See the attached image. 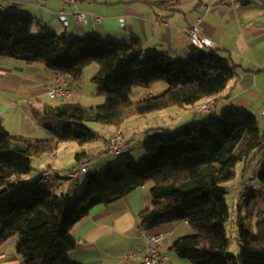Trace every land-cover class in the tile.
<instances>
[{"label":"trees","instance_id":"trees-1","mask_svg":"<svg viewBox=\"0 0 264 264\" xmlns=\"http://www.w3.org/2000/svg\"><path fill=\"white\" fill-rule=\"evenodd\" d=\"M144 1L169 12L182 2ZM34 23L31 15L0 9V55L27 64L43 63L53 81L63 73L71 88L85 67L97 62L99 71L93 82L105 102L89 107L68 98L48 104L43 111L34 108L38 123L52 133L51 138L13 135L0 118V246L17 237V253L25 264H81L69 257L77 243L74 226L94 206L109 205L151 182L152 206L140 213V229L151 231L185 220L194 233L173 244L180 257L193 264H264V212L256 224L257 234L244 221L253 215V199L264 198V168L260 173L254 170L261 185L248 201L245 214L239 204L234 218L227 199L254 163L264 162V131L258 117L247 110L227 108L219 117L213 112H196L198 119L173 129L172 134L157 131L145 143L140 162L128 159L103 170L87 169L84 187L75 198L69 191L41 184L44 170L34 180L23 177L40 171L34 159L56 152L62 142L80 145L72 168L95 157V151L83 146L102 135L86 121L118 131L134 117L171 107L195 108L215 98L238 74L233 58L215 46L193 43L195 48L186 58L144 55L139 39L126 43L93 34L75 38L54 34L47 26L34 33ZM138 78L147 87L160 82L169 87L134 101L131 93ZM239 166L243 178L237 184ZM227 222L238 225V254L229 251Z\"/></svg>","mask_w":264,"mask_h":264},{"label":"crops","instance_id":"crops-1","mask_svg":"<svg viewBox=\"0 0 264 264\" xmlns=\"http://www.w3.org/2000/svg\"><path fill=\"white\" fill-rule=\"evenodd\" d=\"M5 5L6 9L10 6L12 11L33 16L34 33L47 26L54 34H67L75 38L93 34L126 43L139 39L144 55L164 54L172 59L186 58L194 50L195 46L186 28L196 23L203 35L212 40L213 46L219 48L223 55L231 56L238 65L237 76L214 98L213 114L217 115L232 107L247 110L258 117L264 131V0H238L234 4L230 0H182L177 5V10L172 12L151 6L144 0H81L76 5L64 0H5ZM205 5L209 6L207 11L202 9ZM76 8L87 12V24L76 21L73 15ZM95 14L101 16L102 21H97ZM97 68L95 66V75L99 71ZM84 74L85 70L82 76ZM51 77L52 74L43 63L27 64L8 55H0V118L13 135L53 137L47 128L38 123L34 114V108L43 111L48 104L59 100L48 94V87L53 84ZM78 85L81 86L82 82H78ZM151 87L147 96L159 94L169 85L167 82H160ZM82 93L84 94L83 88ZM91 97L96 102L103 100L98 90H92ZM184 109L189 112L186 113ZM157 112L172 119L169 126L159 124L154 127L159 131L173 130L199 118L191 107H171ZM116 131L115 128L109 129L108 134L103 137L105 150L108 139ZM123 133L127 147L123 152L124 157L120 158L140 160L144 145L134 148L141 139L131 137L125 131ZM65 145L62 142L58 152H46L42 158H38L40 171L36 172V178L43 170L48 171L51 176H41V184L72 194L77 193L82 184L75 185L78 178L73 180L64 174V171L70 170L77 163L75 160L71 166H67L62 162L64 159L59 152ZM90 149L96 152L97 147ZM103 159L106 158L102 157L97 161L88 159V169H95L92 168L93 165L101 163ZM114 160L112 157L106 164H112ZM261 171L262 169L258 170L259 173ZM242 178L241 171L237 184ZM149 183L109 205L94 206L90 214L72 229L77 243L69 254L70 259L81 264H142L146 243L140 234L143 230L140 229V213L152 206ZM234 191L236 194L233 195L231 206L234 218H237L238 189ZM156 231L164 234L160 248L169 258L170 264L192 263L180 257L172 248L180 237L193 233L194 229L189 222L175 221L149 232ZM17 241V237H11L0 246V264H25L17 253Z\"/></svg>","mask_w":264,"mask_h":264},{"label":"rangeland","instance_id":"rangeland-1","mask_svg":"<svg viewBox=\"0 0 264 264\" xmlns=\"http://www.w3.org/2000/svg\"><path fill=\"white\" fill-rule=\"evenodd\" d=\"M6 11H12L11 7L8 6ZM95 66L98 67L97 68V71H98L99 64L97 62H92L91 64H89L85 67V69H84L85 74L82 76V78L80 80L74 82V86H73L74 96L69 98V101L81 102L84 105L89 106V107L102 105L105 102L104 96L101 97L103 99L102 102H96L94 100V98L91 97L92 90H93V92L97 91V86L92 80V77L95 75V72H94ZM138 77H139V75H138ZM78 82H82V85L81 86L78 85ZM82 88L84 89V94L82 93ZM151 88L152 87L149 88V87L143 85L139 81V78H138L133 85V89H132V93H131L132 100L136 101V100L144 99L147 96L148 92H150L152 90ZM185 111H186V113L189 112V110H185ZM223 111L218 113L216 116L219 117L223 113ZM171 121H172V119H170L169 117L160 115L156 111V112H151V113H148L145 115H140V116H137L133 119H130L128 122H126L124 124L122 129L127 134L131 135V137L136 136V138L138 140L141 139V141L134 148V149H137L140 146H143V145L145 146V143L150 138V136H152L154 133L159 131L154 127L158 126L159 124L169 126V125H171L170 124ZM85 123H86V125L98 130L101 133L102 137L96 142L85 143V145L83 147H85L86 149L97 147V150L94 154L95 157L92 158L94 161H97L102 157L106 158V159H103L101 161V163L93 165L92 168H95L97 170H103L110 165H114V164H117L121 161L128 160V158L127 159L126 158H120L122 156L124 157L125 153L112 154V153L107 152V150H105V146H104L105 144H104L103 137H105L108 134L109 129H112L114 127L104 126V125H102L96 121H86ZM165 123H167V124H165ZM182 126H184V125H182ZM118 131H121L122 135H124L122 130H118ZM118 131H116V132H118ZM161 132L168 134V135L173 133L172 130H168V131L162 130ZM124 137H125V135H124ZM65 144L66 145L59 152V154H61L63 156L64 160L62 162L64 164H66L67 166H71L75 161V154L80 149V145L77 144L76 142H73V141H67V142H65ZM107 144H108V141H107ZM100 151H104V152L102 154L98 155V153ZM112 157L115 158L114 162L112 164H106V161H108V159H111ZM38 160L39 159H37V158L34 159V165H35L36 169H39V163L40 162L38 163ZM138 162H140V160H138ZM263 168H264V162H261L258 164L256 162V163H254L252 170H255L258 172V170H261ZM36 172L37 171L35 170L30 175H26L27 176L26 179L34 180L36 178V174H37ZM240 176H241V167L239 166L238 175H237L236 179L234 180L235 183L240 179ZM77 184H82V187L79 190V191H81L84 187V184H85V174L76 180L75 185H77ZM149 185H151V182L149 183ZM79 191L77 193H72L71 196L73 198H75L77 196V194L79 193ZM234 193H235V191L231 190L230 193L227 195V199L231 205L233 204V197L236 194V193L235 194ZM251 199H252V197H250L249 201ZM252 212H253L252 217H248V215H247L245 217L244 221L249 222L252 225V229H253L254 234H257L256 224L261 219L260 213L264 212V198L257 196L256 198L253 199ZM226 227H227V230L229 232V237H230L229 251L232 254H238L241 251V245L239 244V241H238V225H237V223L232 224L230 222H227ZM193 233H194V231H193ZM187 262H190V261H187Z\"/></svg>","mask_w":264,"mask_h":264},{"label":"built area","instance_id":"built-area-1","mask_svg":"<svg viewBox=\"0 0 264 264\" xmlns=\"http://www.w3.org/2000/svg\"><path fill=\"white\" fill-rule=\"evenodd\" d=\"M65 2L76 5L81 0H64ZM91 1V0H89ZM232 4L238 2V0H230ZM241 1H251V0H241ZM5 0H0V9H5ZM202 9L207 11L209 6H202ZM73 15L76 21L80 24H87V12L76 8L73 11ZM95 19L97 21H102V17L95 14ZM186 32L191 40V42L198 47L213 46L211 39L203 35L196 23L191 24L186 28ZM48 94L51 97L66 100L73 95V89L69 86V80L63 73H58L53 81V84L48 87ZM215 106L214 98L201 101L195 106V111L198 113H210L213 111ZM264 106V105H263ZM127 147V141L122 135L121 131L113 134L108 140L107 149L109 153L121 154ZM264 159V152L261 156ZM88 159H84L75 168L64 171L65 175L72 178H79L87 172L88 169ZM254 170H249L242 180L238 189V198L240 204V210L242 214L247 211L248 201L250 197L256 194L260 188L261 182L259 178L254 175ZM43 178H49L51 174L48 171L42 173ZM56 186H52L55 188ZM141 237L146 243V252L142 257V264H170L169 258L164 255L161 251V243L164 240V234L161 232H149L148 230L140 231Z\"/></svg>","mask_w":264,"mask_h":264}]
</instances>
